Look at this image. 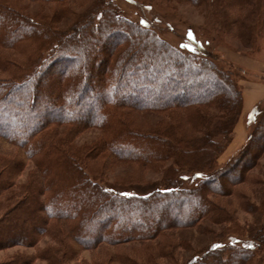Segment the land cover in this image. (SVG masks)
Segmentation results:
<instances>
[{
    "label": "trees",
    "instance_id": "trees-1",
    "mask_svg": "<svg viewBox=\"0 0 264 264\" xmlns=\"http://www.w3.org/2000/svg\"><path fill=\"white\" fill-rule=\"evenodd\" d=\"M138 21L118 9L102 8L95 17L85 21L79 17L70 30L59 33L22 15L8 0H0V47L16 48L36 39L39 42L35 54L24 64L5 60L0 54V71L9 73L0 79V136L33 160L38 175L27 186V196L5 212L0 235L16 229L30 236L33 244L40 236L66 230L83 248L118 243L129 240L128 234L134 235L127 226L136 232L138 220L127 217L131 207L128 204L152 200L145 208L147 215L161 204L162 216L171 208L170 199L177 198L179 204L188 199L176 177H170L171 172L183 178L184 184L192 179L191 182L204 185V189L193 194L201 195L203 189V197L219 176L215 165L231 143L239 114H235L234 106L238 100L241 105L242 91L237 89L233 74L221 68L211 55L191 44L177 48L146 28L149 24L145 20ZM129 32L141 40L134 41ZM119 37L126 38L118 43ZM89 40H102V44L89 47ZM68 43H72L70 48ZM143 51L153 57L164 52L171 60L157 61ZM117 52L120 59L114 62L112 55ZM213 70L230 81V86L202 97L212 92L211 87L222 84ZM150 98L155 101H148ZM213 103L223 107L220 115L202 110ZM173 108L187 115L195 113L202 135L188 136L174 124L137 130L126 117L132 110L162 113ZM87 128H98L103 135L89 156L108 153L141 166L172 162L166 169L169 178L163 182L167 187H157L146 195L127 188L106 187L89 168L84 154L67 145L69 134L64 132L77 134ZM254 137L251 135L250 141ZM21 167L19 161L7 165L0 174V192L13 184L10 174ZM203 202L208 206L209 201ZM99 223L102 226L97 228ZM59 225L61 228H56ZM141 227L144 231L159 230L157 223ZM257 239L264 243V236Z\"/></svg>",
    "mask_w": 264,
    "mask_h": 264
},
{
    "label": "rangeland",
    "instance_id": "rangeland-1",
    "mask_svg": "<svg viewBox=\"0 0 264 264\" xmlns=\"http://www.w3.org/2000/svg\"><path fill=\"white\" fill-rule=\"evenodd\" d=\"M8 1L22 15L32 17L38 24L59 33L70 30L79 17L82 21L95 17L102 8L118 9L124 16L137 22L143 19L149 24L146 28L177 48L191 44L211 55L221 68L233 74L243 98L241 105L238 100L239 104L236 102L234 106L235 114H239L231 143L215 165L219 176L212 181L205 197L204 185L201 195L195 196L193 194L198 193L201 185L195 180L191 182L192 179L184 184L183 178L171 172L170 177H176L177 184L188 199L184 204L177 203V198L170 199L171 208L163 211L162 216L161 204L148 211L151 215H147L145 208L150 206L152 200L128 204L131 207L127 217L140 222L137 221V228L133 229L136 232H131L132 228L127 226L128 231L134 233L129 235L126 232L129 240L83 248L63 230L55 235L40 236L30 244V236L11 229L5 235H0V264H64L61 260L65 264H264V243L257 239L264 236V137H257L260 133L264 135V102L257 105L258 110L250 109L244 98V91L249 90L251 85L264 84V71H261L264 69V0ZM189 31L192 36H189ZM130 34H126V37H130ZM131 35L134 41L141 40L140 36L137 39L135 34ZM126 37H119L117 42ZM37 44L36 39L21 43L16 48L0 47V54L5 60L24 64L35 54ZM71 44L66 45L70 48ZM90 44L100 46L102 40L97 43L89 40V47ZM119 54L112 55L114 62L120 59ZM143 54L157 61L164 58L171 60L164 52L154 57L144 51ZM212 72L219 74L222 84L217 88L211 87L209 90L212 92L204 93L202 97L230 86V81L222 74L215 70ZM8 76V72L0 71V79ZM150 100L155 101L154 98ZM222 108L213 103L203 106L202 110L220 115ZM126 117L137 130L146 131L159 124H174L188 136L202 135L198 116L192 111L187 115L175 108L162 113L153 109L132 110L126 113ZM13 121L16 119L13 118ZM64 133L69 134L67 145L84 154L89 168L106 183V187L131 189L137 191L138 195H146L157 187H167L163 182L168 177L166 169L172 166V162L141 166L108 153L92 157L89 152L102 140L100 129L87 128L77 134ZM254 134V139L250 141ZM14 161L22 162L23 167L15 171L17 173L10 174L13 184L0 192V225L3 224L5 212L27 196V186L38 176L33 160L28 159L17 145L0 136V174ZM203 175L206 176L207 172ZM201 200L209 201L208 206L204 202L202 206ZM114 216L119 215L114 213ZM148 217L150 220H147ZM146 223H157L159 230H142L141 226ZM27 226L31 228L32 225L29 223ZM101 226L97 224V228ZM56 228H61V225ZM250 243L253 244L252 248L247 247ZM214 244L221 247L214 248Z\"/></svg>",
    "mask_w": 264,
    "mask_h": 264
},
{
    "label": "crops",
    "instance_id": "crops-1",
    "mask_svg": "<svg viewBox=\"0 0 264 264\" xmlns=\"http://www.w3.org/2000/svg\"><path fill=\"white\" fill-rule=\"evenodd\" d=\"M261 71H264L261 70ZM244 98L249 104L250 109L257 108L260 102H264V84L263 83H256L249 87V90L244 91Z\"/></svg>",
    "mask_w": 264,
    "mask_h": 264
},
{
    "label": "snow or ice",
    "instance_id": "snow-or-ice-1",
    "mask_svg": "<svg viewBox=\"0 0 264 264\" xmlns=\"http://www.w3.org/2000/svg\"><path fill=\"white\" fill-rule=\"evenodd\" d=\"M146 23V22H145ZM189 36H192V33H191V31H189ZM194 38V37H193ZM185 47H188V45H185ZM192 51H195V48H192ZM197 175L199 176V175H202L201 173H197ZM185 179H187V178H185ZM213 247L214 248H218V247H221V245H213ZM247 247H253V245H251V244H249V245H247Z\"/></svg>",
    "mask_w": 264,
    "mask_h": 264
}]
</instances>
